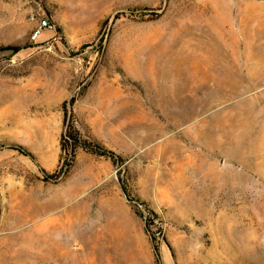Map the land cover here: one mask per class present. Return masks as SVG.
Listing matches in <instances>:
<instances>
[{
  "label": "rangeland",
  "instance_id": "374dc122",
  "mask_svg": "<svg viewBox=\"0 0 264 264\" xmlns=\"http://www.w3.org/2000/svg\"><path fill=\"white\" fill-rule=\"evenodd\" d=\"M64 107L115 164L45 181ZM0 212V264H264V0H0Z\"/></svg>",
  "mask_w": 264,
  "mask_h": 264
},
{
  "label": "trees",
  "instance_id": "16d2710c",
  "mask_svg": "<svg viewBox=\"0 0 264 264\" xmlns=\"http://www.w3.org/2000/svg\"><path fill=\"white\" fill-rule=\"evenodd\" d=\"M21 49L22 48L20 47H6L2 50L18 53ZM64 125L65 133L62 137L61 144L63 158L61 159L59 170L52 176L46 177L45 181L58 182L64 178L73 167L76 158V151L79 149H83L98 157L110 159L114 164L116 163V158H118L117 155L102 146L87 128L86 135H83V132L81 131L73 113L68 112L67 107H64ZM18 150L21 153H26L27 156L32 157V155L26 152L23 148L18 147ZM122 190L125 196H127L126 188L122 187Z\"/></svg>",
  "mask_w": 264,
  "mask_h": 264
},
{
  "label": "crops",
  "instance_id": "0c3cea01",
  "mask_svg": "<svg viewBox=\"0 0 264 264\" xmlns=\"http://www.w3.org/2000/svg\"><path fill=\"white\" fill-rule=\"evenodd\" d=\"M258 47L260 48V46H258ZM244 56H245V62L247 60L246 63L249 64L250 63V61H249L250 60L249 48H248V52L246 50L244 51ZM261 57L262 56H261L260 52H258V60H257L258 66H261L262 63H263L261 61ZM166 63H167L166 65H169L166 68L167 71H171V72H173V74H175V73L178 74L180 71L183 72L184 71L185 64H186L184 62V59L178 58V57H175L173 59L167 60ZM252 63L255 64V61H252ZM248 72H249V68H248ZM117 83H118V85H117L118 88H117V93H115V95H116L117 99L120 100L121 97H122L121 81L119 82V80H117ZM114 88H115V83H114ZM80 105L81 104L79 102L78 105H77L76 111L79 112V113L85 112ZM112 105L113 104H111V105H103V106H98V105L93 106V105H89L88 106V110H86V111H88L89 113H98V112H102V113H104V112L115 113V112H118V111L121 110V106H115V105L112 106ZM104 117L105 116H103L101 119H104ZM112 118L115 119V117H110V119H112ZM97 119H99L98 116L95 117V118L94 117H91V118L88 117L87 120L85 119V122L88 125H90L91 127L94 128L93 130L95 131L96 134H97Z\"/></svg>",
  "mask_w": 264,
  "mask_h": 264
},
{
  "label": "built area",
  "instance_id": "2783aa9c",
  "mask_svg": "<svg viewBox=\"0 0 264 264\" xmlns=\"http://www.w3.org/2000/svg\"><path fill=\"white\" fill-rule=\"evenodd\" d=\"M54 30H55V25L51 21H49L48 19H42L40 20L37 28L32 33L31 40L33 42H37L41 38L43 33L52 32Z\"/></svg>",
  "mask_w": 264,
  "mask_h": 264
},
{
  "label": "bare ground",
  "instance_id": "6f19581e",
  "mask_svg": "<svg viewBox=\"0 0 264 264\" xmlns=\"http://www.w3.org/2000/svg\"><path fill=\"white\" fill-rule=\"evenodd\" d=\"M56 205H57V204H54L53 206L55 207ZM54 228H56V229H57V228H58V226L54 224V225L52 226V230H53Z\"/></svg>",
  "mask_w": 264,
  "mask_h": 264
}]
</instances>
